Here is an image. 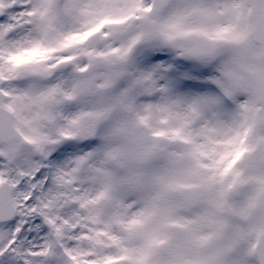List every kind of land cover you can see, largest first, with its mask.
I'll return each mask as SVG.
<instances>
[{
  "label": "snow or ice",
  "instance_id": "snow-or-ice-1",
  "mask_svg": "<svg viewBox=\"0 0 264 264\" xmlns=\"http://www.w3.org/2000/svg\"><path fill=\"white\" fill-rule=\"evenodd\" d=\"M0 264H264V0H0Z\"/></svg>",
  "mask_w": 264,
  "mask_h": 264
}]
</instances>
